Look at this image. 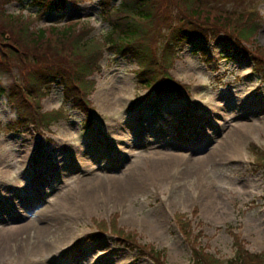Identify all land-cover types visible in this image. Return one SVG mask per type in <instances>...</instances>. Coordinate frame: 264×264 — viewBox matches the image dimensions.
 Listing matches in <instances>:
<instances>
[{"label": "rangeland", "instance_id": "1", "mask_svg": "<svg viewBox=\"0 0 264 264\" xmlns=\"http://www.w3.org/2000/svg\"><path fill=\"white\" fill-rule=\"evenodd\" d=\"M106 1L66 0L42 14L31 0L0 4L36 17L31 30L78 19L102 39ZM208 1L253 8L251 0ZM256 6L255 40L264 46V0ZM201 44L205 55L186 45L169 69L189 86L180 92L139 86L137 62L105 52L89 76V123L60 79L41 99L44 111L67 112L50 129L8 128L13 110L0 95V264H155L121 242L113 223L153 244L165 264H194L197 251L231 260L237 242L264 257V169L255 161L264 148V70L254 48L237 51L226 34ZM108 175L118 182L101 179ZM177 214L193 235H183Z\"/></svg>", "mask_w": 264, "mask_h": 264}, {"label": "trees", "instance_id": "2", "mask_svg": "<svg viewBox=\"0 0 264 264\" xmlns=\"http://www.w3.org/2000/svg\"><path fill=\"white\" fill-rule=\"evenodd\" d=\"M251 1L253 8L244 13L230 7L218 9L219 6L208 0H120L113 6L107 0L102 3V19L110 25V30L102 39L92 35L93 26L80 24L78 19L31 30L36 17L24 20L21 14L8 13L0 4V95L13 110L8 128L24 131L32 126L42 131L65 117L64 108L44 111L41 104L57 79L64 86L65 98L82 109L89 123L94 114L89 95L95 83L89 76L100 70V61L108 51L134 59L138 64L135 72L139 86L162 93L189 88L169 72L178 53L191 45L205 55L201 43L221 34L234 40L237 51L246 53L244 48L248 45L254 48L256 63L264 70V46H259L255 40L260 25L257 0ZM65 2L31 0L30 3L42 14L53 10L55 5L64 7ZM234 3L235 0L228 2ZM162 4H165L164 9ZM165 7L172 9L167 12ZM29 46L32 50H27ZM255 161L264 169V148L257 153ZM176 219L183 235H193L188 218L177 214ZM112 230L139 256H147L155 264L164 263L162 252L153 244L141 245L134 234L118 228L116 223ZM237 246L235 257L227 261L197 251L194 264H264L261 254H251L239 242Z\"/></svg>", "mask_w": 264, "mask_h": 264}, {"label": "bare ground", "instance_id": "3", "mask_svg": "<svg viewBox=\"0 0 264 264\" xmlns=\"http://www.w3.org/2000/svg\"><path fill=\"white\" fill-rule=\"evenodd\" d=\"M184 132H185V131L181 130V131H179L178 133H179V134H183ZM200 159L203 160L204 157H202V158H200ZM101 179H102V180H105V181L108 180V181H111V182H112L113 180H114V181L116 180V181L118 182V179H116V177L113 176V175L104 176V177H102ZM111 182H110V183H111ZM113 188H114V187H113ZM113 190H114V189H113ZM17 229H19V231H21V230L24 229V226H23V227H20V228L17 227ZM19 234H21V233H19Z\"/></svg>", "mask_w": 264, "mask_h": 264}]
</instances>
